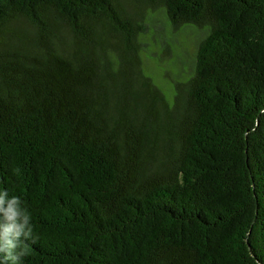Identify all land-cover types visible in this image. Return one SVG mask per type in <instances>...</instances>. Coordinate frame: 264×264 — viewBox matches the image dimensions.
Wrapping results in <instances>:
<instances>
[{
    "label": "trees",
    "instance_id": "obj_1",
    "mask_svg": "<svg viewBox=\"0 0 264 264\" xmlns=\"http://www.w3.org/2000/svg\"><path fill=\"white\" fill-rule=\"evenodd\" d=\"M135 1L206 30L170 93L117 0H0L2 264H264V0Z\"/></svg>",
    "mask_w": 264,
    "mask_h": 264
},
{
    "label": "rangeland",
    "instance_id": "obj_2",
    "mask_svg": "<svg viewBox=\"0 0 264 264\" xmlns=\"http://www.w3.org/2000/svg\"><path fill=\"white\" fill-rule=\"evenodd\" d=\"M149 37L146 66L156 82L170 93L172 84L184 81L192 72L197 43L206 30L183 27L172 30L162 12L135 0H117Z\"/></svg>",
    "mask_w": 264,
    "mask_h": 264
},
{
    "label": "clouds",
    "instance_id": "obj_3",
    "mask_svg": "<svg viewBox=\"0 0 264 264\" xmlns=\"http://www.w3.org/2000/svg\"><path fill=\"white\" fill-rule=\"evenodd\" d=\"M5 190H0V192H4ZM6 195V193H5ZM19 198V197H18ZM6 201L2 198H0V206H2ZM6 214L8 215L9 218H12L16 215V211L15 209L12 208L11 204H9L8 208L6 209ZM33 232L32 227L29 229V233L26 235L30 236L29 241H31L32 243H35V237L31 236L30 234ZM21 251H20V255L21 256H25L28 250V246L26 243H22L20 245ZM0 264H2V262H0Z\"/></svg>",
    "mask_w": 264,
    "mask_h": 264
}]
</instances>
